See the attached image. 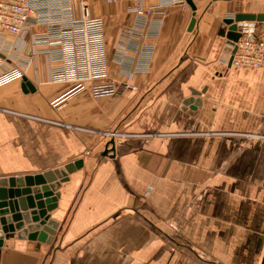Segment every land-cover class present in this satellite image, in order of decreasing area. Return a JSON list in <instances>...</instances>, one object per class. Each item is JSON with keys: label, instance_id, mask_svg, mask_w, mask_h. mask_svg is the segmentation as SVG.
Listing matches in <instances>:
<instances>
[{"label": "crops", "instance_id": "crops-1", "mask_svg": "<svg viewBox=\"0 0 264 264\" xmlns=\"http://www.w3.org/2000/svg\"><path fill=\"white\" fill-rule=\"evenodd\" d=\"M179 1L140 0L160 13L129 77L117 50L136 0H73L102 19L113 95L55 81L47 54L5 42L0 72L24 76L0 86V179L83 163L58 189L52 242L4 235L0 264H264V67L231 66L226 23L264 0H194L192 30Z\"/></svg>", "mask_w": 264, "mask_h": 264}, {"label": "built area", "instance_id": "built-area-1", "mask_svg": "<svg viewBox=\"0 0 264 264\" xmlns=\"http://www.w3.org/2000/svg\"><path fill=\"white\" fill-rule=\"evenodd\" d=\"M183 1L179 2L186 6ZM132 10L137 18L124 28L117 50V60L125 65L129 77L134 74L127 68L133 65L129 52L139 48V34L148 33L149 18L160 13L155 7H144L140 0H136ZM34 25L45 29L33 33ZM238 30L241 37L234 45L231 44V66L264 67V27H260L258 22L245 21L238 23ZM10 37L21 39L25 48L31 46L29 51L22 49L28 62H32L36 54H47L55 81L74 82L79 88H85V84L91 81L92 92L96 96L117 94L121 89L119 84L109 80L102 19L92 17L86 4L82 15L76 16L73 0H0V67L11 61L2 51L7 49L4 45ZM143 65L146 66L147 62ZM23 76L21 66H9L0 72V86ZM125 85L131 88L129 84ZM56 104L53 102L54 106ZM111 134L113 137L116 135Z\"/></svg>", "mask_w": 264, "mask_h": 264}, {"label": "water", "instance_id": "water-1", "mask_svg": "<svg viewBox=\"0 0 264 264\" xmlns=\"http://www.w3.org/2000/svg\"><path fill=\"white\" fill-rule=\"evenodd\" d=\"M186 1L193 9L189 26V30H192L197 20L195 17L197 7L194 0ZM245 21L264 24V12H238L235 16L226 19L229 25L227 37L232 45L241 37L238 23ZM0 56H2L1 53ZM195 104H201V100L197 99ZM115 150L116 144L113 137L101 155L106 156L111 153V156H114ZM82 163V160H78L43 174L0 179V246L3 244L4 235L14 233L16 230L20 238L52 242L60 224L50 215L57 206L60 196L58 189L62 182L69 180V174L81 168Z\"/></svg>", "mask_w": 264, "mask_h": 264}, {"label": "rangeland", "instance_id": "rangeland-1", "mask_svg": "<svg viewBox=\"0 0 264 264\" xmlns=\"http://www.w3.org/2000/svg\"><path fill=\"white\" fill-rule=\"evenodd\" d=\"M260 24H262V23H260Z\"/></svg>", "mask_w": 264, "mask_h": 264}]
</instances>
